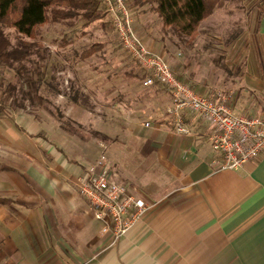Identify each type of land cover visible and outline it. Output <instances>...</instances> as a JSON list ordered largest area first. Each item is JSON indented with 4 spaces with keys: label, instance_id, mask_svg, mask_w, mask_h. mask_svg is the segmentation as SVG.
Instances as JSON below:
<instances>
[{
    "label": "crops",
    "instance_id": "1",
    "mask_svg": "<svg viewBox=\"0 0 264 264\" xmlns=\"http://www.w3.org/2000/svg\"><path fill=\"white\" fill-rule=\"evenodd\" d=\"M240 23L230 39L241 74L232 107L264 117V0H250ZM184 81L211 96L206 80ZM117 87L118 98L106 95L104 104L129 123L95 132L105 141L56 126L45 113L37 121L0 112V264H264V155L222 168L199 114L184 112L190 134L175 131L163 84ZM101 153L113 179L151 205L113 245L76 185Z\"/></svg>",
    "mask_w": 264,
    "mask_h": 264
},
{
    "label": "rangeland",
    "instance_id": "2",
    "mask_svg": "<svg viewBox=\"0 0 264 264\" xmlns=\"http://www.w3.org/2000/svg\"><path fill=\"white\" fill-rule=\"evenodd\" d=\"M126 1L137 33L168 60L181 80H206L211 85L205 92L212 97L217 92L234 94L231 89H236L234 81H240L241 74L236 71L230 39L242 30V24L235 23L247 17L250 0L226 1L202 23L200 35L193 41L165 27L154 5ZM5 32L14 45L20 40L33 43L31 54L22 63L0 65V105L7 112L35 116L37 121L40 113H45L56 126L94 140L102 139L95 135L97 131L113 133L128 126L127 116L117 107L106 106L104 97L114 92L117 96V86L121 92H130L137 84L145 86L139 77L143 68L123 47L109 16L88 25L77 17L61 23L47 22L36 27L32 38L12 27H5ZM92 42L104 46L92 57L80 60L76 50ZM11 84L14 88L6 91Z\"/></svg>",
    "mask_w": 264,
    "mask_h": 264
},
{
    "label": "built area",
    "instance_id": "3",
    "mask_svg": "<svg viewBox=\"0 0 264 264\" xmlns=\"http://www.w3.org/2000/svg\"><path fill=\"white\" fill-rule=\"evenodd\" d=\"M101 2L112 17L123 47L147 72L144 85L152 86L159 82L171 94L167 114L178 134L191 133L184 118V112L189 111L199 114L211 127L210 142L221 155L222 168L238 170L264 155V117L235 113L231 103L232 92H217L215 97H211L181 80L168 60L150 48L137 33L126 0ZM150 125L149 121L145 123L147 127ZM76 185L104 221L102 232L111 235L112 245L151 208L144 198L113 179L105 153H101L95 164L77 178Z\"/></svg>",
    "mask_w": 264,
    "mask_h": 264
},
{
    "label": "trees",
    "instance_id": "4",
    "mask_svg": "<svg viewBox=\"0 0 264 264\" xmlns=\"http://www.w3.org/2000/svg\"><path fill=\"white\" fill-rule=\"evenodd\" d=\"M226 1L228 0H138V4L154 5L165 27L172 28L193 41L199 35L203 21L223 7ZM107 16L113 24L112 17L101 0H0V65L13 66L15 63H22L31 54L33 46L32 42L24 40L12 44L5 27H12L20 35L32 38L35 36L36 27L47 22L61 23L77 17L82 18L85 25H88ZM103 46L102 42H92L78 54L86 59L98 53ZM140 72L139 77L144 82L147 72L144 69ZM13 88L11 84L6 91L10 92ZM39 99L43 100L42 97ZM0 112H6L5 106L0 105Z\"/></svg>",
    "mask_w": 264,
    "mask_h": 264
}]
</instances>
